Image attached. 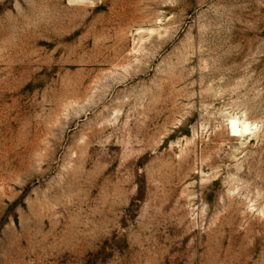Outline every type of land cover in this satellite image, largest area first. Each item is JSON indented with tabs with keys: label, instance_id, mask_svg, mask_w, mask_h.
<instances>
[{
	"label": "rangeland",
	"instance_id": "obj_1",
	"mask_svg": "<svg viewBox=\"0 0 264 264\" xmlns=\"http://www.w3.org/2000/svg\"><path fill=\"white\" fill-rule=\"evenodd\" d=\"M0 264H264V0H0Z\"/></svg>",
	"mask_w": 264,
	"mask_h": 264
},
{
	"label": "bare ground",
	"instance_id": "obj_2",
	"mask_svg": "<svg viewBox=\"0 0 264 264\" xmlns=\"http://www.w3.org/2000/svg\"><path fill=\"white\" fill-rule=\"evenodd\" d=\"M229 120L231 121L232 127L237 130V134L241 137L250 136L257 129V125H255V123L250 122L245 118L241 119L238 117H231Z\"/></svg>",
	"mask_w": 264,
	"mask_h": 264
}]
</instances>
